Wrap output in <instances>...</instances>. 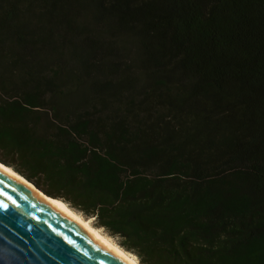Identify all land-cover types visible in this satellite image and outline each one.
I'll list each match as a JSON object with an SVG mask.
<instances>
[{
    "label": "trees",
    "instance_id": "trees-1",
    "mask_svg": "<svg viewBox=\"0 0 264 264\" xmlns=\"http://www.w3.org/2000/svg\"><path fill=\"white\" fill-rule=\"evenodd\" d=\"M0 161L141 264H264V0H0Z\"/></svg>",
    "mask_w": 264,
    "mask_h": 264
},
{
    "label": "water",
    "instance_id": "water-1",
    "mask_svg": "<svg viewBox=\"0 0 264 264\" xmlns=\"http://www.w3.org/2000/svg\"><path fill=\"white\" fill-rule=\"evenodd\" d=\"M0 204V264H126L1 169Z\"/></svg>",
    "mask_w": 264,
    "mask_h": 264
},
{
    "label": "bare ground",
    "instance_id": "bare-ground-1",
    "mask_svg": "<svg viewBox=\"0 0 264 264\" xmlns=\"http://www.w3.org/2000/svg\"><path fill=\"white\" fill-rule=\"evenodd\" d=\"M0 169L4 171L6 174L11 177L17 179L25 186H28L32 191L40 195L44 200L54 206L58 211H60L64 216L70 219L77 226L82 228L88 235H90L93 239H95L99 244L107 248L114 255L123 260L126 264H141L134 254H131L117 245L115 242L111 240V238L102 233L98 227L93 225L90 221V218H85L80 215L75 210L71 209L64 201L59 198H54L50 195L44 193L41 189H39L34 183L26 179L24 176L16 172L10 166L2 163L0 161Z\"/></svg>",
    "mask_w": 264,
    "mask_h": 264
},
{
    "label": "rangeland",
    "instance_id": "rangeland-1",
    "mask_svg": "<svg viewBox=\"0 0 264 264\" xmlns=\"http://www.w3.org/2000/svg\"><path fill=\"white\" fill-rule=\"evenodd\" d=\"M83 217H85V218H89V217H87V216H85V215H83L82 213H80ZM90 221H91V223L93 224V225H95L96 227H97V225L95 224V220H94V218L92 217H90ZM99 230L102 232V233H104V234H106V235H108L110 238H111V240L113 241V242H115L117 245H120L121 246V248H124L120 243H119V241L117 240V238H115V237H113L112 235H110L104 228H102V227H99ZM124 250H126L125 248H124ZM127 252H130V251H128L127 250ZM131 254H133V252L131 253ZM135 254V253H134ZM135 256H136V258L139 260V258H138V256L135 254ZM140 261V260H139Z\"/></svg>",
    "mask_w": 264,
    "mask_h": 264
},
{
    "label": "snow or ice",
    "instance_id": "snow-or-ice-1",
    "mask_svg": "<svg viewBox=\"0 0 264 264\" xmlns=\"http://www.w3.org/2000/svg\"><path fill=\"white\" fill-rule=\"evenodd\" d=\"M8 208V205L6 204H0V209H7Z\"/></svg>",
    "mask_w": 264,
    "mask_h": 264
}]
</instances>
